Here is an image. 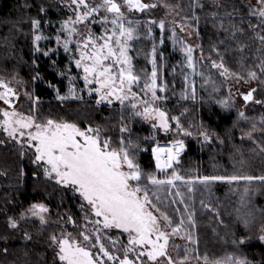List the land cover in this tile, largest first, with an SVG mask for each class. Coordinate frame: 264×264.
Masks as SVG:
<instances>
[{
  "label": "snow or ice",
  "instance_id": "1",
  "mask_svg": "<svg viewBox=\"0 0 264 264\" xmlns=\"http://www.w3.org/2000/svg\"><path fill=\"white\" fill-rule=\"evenodd\" d=\"M257 4L259 8L253 7L251 14L257 16L260 24L264 25V0H257ZM72 5L75 6L74 16L62 25V29L67 30L69 36V39L64 41L63 47L67 52L70 50L69 44L75 43L76 52L79 54L75 59V66L82 70V79L89 95L92 93L97 95V105L101 103L110 105L114 100L122 105L125 101H130V107L133 109H138L142 105L143 111L137 110L135 115L155 121L153 128H159L166 133L170 131L171 125L167 113L154 105L155 101L162 99L157 95L155 47L152 53L150 82L146 81L141 89L146 94L151 93V102L140 99L138 93L133 91V85H139L141 80V76L134 70L132 57L129 55V42L133 40L136 28L133 26L134 22L122 11V8L126 7L128 11L144 12L156 8L157 4L145 3L142 0H122V3L117 0H70V6ZM101 12L106 14L99 16ZM97 23L103 28L99 34L91 30V25ZM135 23L138 24L139 21ZM78 24H83L84 28L78 29L76 27ZM249 26L254 27L251 24ZM33 27L39 29L40 21H33ZM159 27L163 29L164 23L160 22ZM261 32L264 33V27L261 28ZM74 35H78L79 39H72ZM41 39L40 35L34 37L35 42ZM59 39L60 37H57L58 41ZM259 39L264 42V34H261ZM35 50L41 51L38 44ZM184 51L187 54V66L194 69L193 49L186 47ZM43 54L47 56L48 52L45 51ZM212 67L223 69L221 75L228 73L223 63L213 62ZM249 77L257 78L255 72H250ZM0 89H3L0 91V101L13 107L11 101L16 95L14 90L2 80H0ZM75 91L74 88L70 89L73 98H77ZM159 91H165V87L160 86ZM255 91L252 89L244 94L243 100L253 101ZM255 103L264 104V101L255 100ZM244 115L243 112L240 113L241 117ZM2 116L0 129L22 148L26 145L28 149L34 150L33 163L43 168L49 180L70 189L81 199L80 208L86 223L81 226L72 216H68L66 223L72 224L76 231L61 228L59 235L53 233L49 237L51 246L55 249L54 259L59 264H108V262L191 264L192 259H201L199 255H192L195 247H184L181 254L180 246L173 244V248L177 249L176 257L169 253V242L174 236H180L193 246L198 244V240L193 237L191 231L181 235L185 232L184 219L181 218L174 224L173 219L161 209L160 203L163 201L157 195L160 186L169 185L175 188L176 181L189 185L193 181L185 180L175 170L166 179L145 173L136 160L137 152L140 150L139 144L121 137L119 144L114 146L113 139L105 135V130L100 126L81 127L75 122L51 118L41 121L15 110H3ZM172 120L179 128L178 118L172 117ZM127 131L126 126L120 127L121 133ZM181 132L185 136L192 135L191 132L183 129ZM201 135L205 141H209L207 132H202ZM184 148L182 140L175 141L172 147H154L152 153L156 168L161 172L172 168L173 162L179 163L178 158ZM261 151H264V148ZM214 181L264 183V175L204 176L199 179V183L205 185ZM149 184L157 191L149 188ZM191 190L189 187V191ZM247 191L248 189L245 188V192ZM174 195L181 196V193L177 190ZM172 203L176 201L173 200ZM180 203H184L183 198ZM29 211L32 216L39 217L41 224L47 223L43 215L48 211L46 206L34 204ZM176 211L180 210L176 209ZM187 220L192 227H195L191 214ZM10 226L15 228L17 225L11 222ZM113 230L127 234V244L116 249L122 252V255L113 254L111 248L103 242L107 240L113 248L116 246L118 241L110 234ZM260 240L264 241V236H261ZM203 261L204 264H248L245 259L234 256L212 261L204 256Z\"/></svg>",
  "mask_w": 264,
  "mask_h": 264
},
{
  "label": "trees",
  "instance_id": "2",
  "mask_svg": "<svg viewBox=\"0 0 264 264\" xmlns=\"http://www.w3.org/2000/svg\"><path fill=\"white\" fill-rule=\"evenodd\" d=\"M162 1L178 9L182 16L189 20L199 36L202 49L207 51L208 46L214 47L224 64L236 73L244 75L243 72H245V76L250 71L257 73V69L254 68L256 59L250 57L254 55L257 59L259 58L255 50L248 48L240 51L237 47L234 51H229V47L237 46L238 42L241 39L245 40L248 35L250 38L253 37L254 32H259L262 28L259 25L254 31L250 29L249 25H254L255 19L250 20L247 15L248 9L238 0H221L220 9L222 10L220 12L234 9L233 16L228 17L234 25L232 34L229 29L225 30L226 33L223 32L224 29L216 31V23L208 17L207 8L204 5L197 4V7L193 8L191 7L192 0ZM41 2L43 1L37 0L34 3V0H0V42L3 38V46L6 47L4 51L0 50V54L5 56L6 53H10V58L0 57V71L13 72L25 78L36 72L40 74L45 83L54 85L57 82L55 79L57 72L52 69L48 60L37 62L36 68L33 69L32 64L35 58L29 52V40L22 36L24 40H19L15 44L14 38L3 36L7 33L6 30L4 31L5 28L19 29L21 21L29 22L39 19L38 4H43ZM217 12L219 13V10ZM143 41L141 39L137 46ZM243 54L246 56L244 61L242 60ZM18 61L19 64L16 63ZM35 88V96L38 99L35 115L38 120L51 118L75 122L81 127L100 126L105 130V135L113 139L114 146L119 144L121 137L126 140L130 139L140 146L136 160L142 170L145 173L156 175L159 179L163 178V172H155L150 150L154 145L165 144L167 142L165 137L158 134L154 138L151 137L149 130L140 125L127 111L97 106L87 100L57 101L48 89L41 86ZM170 107L174 110H172L173 113L182 116L181 120L184 125L190 119L206 124L209 129L226 141L227 150H224L222 155H216L209 151H201L194 142L187 141L184 144V151L178 158L179 163L173 162L172 168L166 170L165 175L170 177L173 170L185 180L204 176L264 175V156L254 147L257 141L258 145L264 148L263 141L260 142L255 136L251 141L238 138V130L244 122L237 119L236 112L223 113L215 106L205 108V103L199 99L175 105L170 103ZM122 125L126 126L128 131L119 134ZM236 161H241L244 169L239 171V168L233 165ZM31 162V158L20 152L17 147L11 148L0 144V264H59V262L52 261V249L48 247L51 242L50 235L53 233L58 235L61 230L57 225L49 223L39 227L35 220H28L17 230L6 222L5 217L18 216L27 207L43 202L47 205L48 214L53 220H57L58 215L72 216L80 225L82 224L83 212L79 198L43 178ZM148 187L153 188L150 184ZM189 187L192 189L190 195L187 193ZM176 188L181 189L184 204L191 209L195 227L190 231L198 240L197 252L202 256H207L210 260L220 258L226 252L232 253L235 250L234 242L237 238L250 237L256 229L264 228V183L260 181H253L251 184L223 181L207 185L198 182H193L191 185L176 183L175 188L169 185L160 186L158 191L153 188L163 201V203L160 201L157 203H160L161 209L173 219L174 224L181 219V215L177 216L185 213L181 210V198L174 195ZM227 188L232 192L226 194ZM245 188L250 191L248 195L244 192ZM241 194L248 196L250 203L244 202ZM252 196L256 197L255 200ZM173 200L176 203H172ZM255 204L260 206L255 207ZM176 209L182 212H177ZM250 213L251 217L247 218ZM237 214L240 216L238 217ZM243 222H247L248 226L244 227ZM67 230L76 231L75 228ZM110 234L118 241L115 249L127 244L124 234L117 230H113ZM242 250L250 254L251 261L264 264L262 245L250 243ZM120 253L122 255V252Z\"/></svg>",
  "mask_w": 264,
  "mask_h": 264
},
{
  "label": "rangeland",
  "instance_id": "3",
  "mask_svg": "<svg viewBox=\"0 0 264 264\" xmlns=\"http://www.w3.org/2000/svg\"><path fill=\"white\" fill-rule=\"evenodd\" d=\"M40 1H43L41 2L43 4H38V13L40 15V18L37 20L40 21L39 29H35L33 27V21L36 20H31L29 22L23 20L20 22L19 29H13L11 27L10 29L5 28L4 31L6 30L7 33L3 36H11L12 38H14L13 41H15V44L19 40H24L22 36H24L25 39L29 40V52L32 57L35 58V62L32 64L33 69L36 68L37 62H44L48 60L52 66V69L57 72L55 77V79H57V82L54 85L45 83L40 74L36 72L32 76L25 78L13 72L9 73L6 71H0V80L7 83L8 86L11 87L16 94L11 101L13 107H9L8 105H5L3 101H0V121L3 120V110H15L18 113L36 117L35 107L37 105L38 99L35 96V87L37 86L44 87L45 89L51 91L54 99L57 101L87 100L97 105V95L95 93L89 95L82 79V70L77 69L75 66V59L78 58L79 55L78 52H76L75 43L69 44L70 50L67 52L63 47L64 41L66 39H69V36L67 30L62 29V25L65 21L74 16L73 8L75 6H70V0ZM238 1L248 9L247 15L250 20L255 19L254 27H251L250 29H253L254 31V29H256L259 25L261 27H264V25L260 24L257 16L251 14V10L253 9V7L259 8L257 0ZM35 2H37V0H34V3ZM117 2L122 3V0H117ZM142 2L155 3L157 4V7L154 9H148L144 12L128 11L126 7L122 8L125 16L134 22L133 26L136 28L134 38L129 42V55L132 57L134 70L141 76V80L139 82V85H133V91L138 93L140 99H146L151 102V93L149 92L146 94L144 91H141V89L143 88L146 81L150 82L152 70L151 61L153 59L152 53L153 47H155L158 85L157 95L162 97V99L155 101L154 105L167 113L169 117V123L171 125V130L166 133L159 128H153L152 125L153 123H155V121L145 120L142 116H137L134 114L137 110L143 111V106L140 105L138 109H133L130 107V101H125L122 105L119 101L114 100L110 105L101 103L97 106L118 108L120 110L129 112L130 115L135 118L140 125H143L149 130L151 137H155V135L157 134L162 135L167 139V142L165 144H168L171 147L177 140H182L184 144L187 143V141H192L201 151H209L216 155H222L224 150H227V147L226 141L221 136H218L215 132H213V130L209 129L206 124L199 120L190 119L184 125L183 121L181 120L182 116L173 113L174 110L172 109V107H170V103L171 105H175L180 104L181 102L188 103L199 99L205 103V108H211L212 106H215L219 109V111H222L223 113H229L231 111L236 112L238 117L237 119L241 122L246 123H242L241 125L238 124L241 126V128L238 130V138L244 141H251L255 136L260 142L263 141L264 144V104L255 103V100L264 101V42H261L259 39V36L264 33H262L261 31L254 32L255 35L253 37L250 38V36L248 35L245 37V40L241 39L238 42L237 46L234 45L233 48L229 47V51H234L235 49H237V47L240 51L246 50L248 48L255 50L254 52L259 56V58L257 59V57H255L254 55H251L250 57L254 60L256 59V63H254L256 64V67L254 66V68L257 69V78L251 79L249 77V73L254 71H250L248 74L246 73V76L245 72H243L244 75H242L241 73H236L234 70L224 64L222 59L218 56L214 47L208 46L209 49L207 51H205L204 48L202 49L201 45L199 44V36L197 35L195 29L190 24L189 20L182 16L181 12L178 9L169 6L162 0H142ZM197 4L204 5V7L207 8L206 14L211 20L216 23L215 25L217 32L224 29L223 32L226 33L225 30L229 29L231 34L234 33V25L232 24V20L228 18L230 16H233L232 13L234 12V9L220 12V10H222L220 9L221 0H192L191 7L195 8L197 7ZM218 10L219 13L217 12ZM229 13H231V15H229ZM105 14L106 13L101 12L99 16H103ZM107 15L110 16L111 14ZM136 21H139V23L136 24ZM152 21H155V23H152ZM160 22L164 23L163 29L159 27ZM76 27L78 29H83L84 25L78 24L76 25ZM91 30L99 34L103 31V28L101 24L97 23L91 25ZM28 35L29 37H27ZM35 35H40L42 39L39 42H35ZM57 37H60L59 41L57 40ZM72 39H79V36L74 35ZM141 39H143L144 41L137 46L138 42L141 41ZM3 43L4 40L2 38L0 42L1 51H4L6 48L5 46H3ZM36 44L39 45L41 51L37 52L35 50ZM186 47H191L193 49L192 56L195 66L194 69L187 66V54L184 51ZM9 50H11V48H9ZM45 51L48 52L47 56L43 54ZM9 54V52L8 54L6 53V57L0 54V57H2L3 59L10 58ZM244 59H246V56L243 54L242 60L244 61ZM213 62L217 64L223 63L224 66L228 69V73L225 75H221L223 69L213 68ZM16 63L19 64V61ZM160 86H164L165 91H159ZM73 88L76 90L75 96L77 98H73V94L70 92V89ZM252 89L256 90L255 92H253V101L245 102L243 100V95L248 93ZM0 91H3V89H0ZM60 97H66V99L62 100L60 99ZM241 112L245 114L244 117L240 116ZM183 113L185 114V112ZM172 117L178 118L180 125L179 128L176 126V122L172 120ZM253 125H255V129H253ZM181 129L191 132L192 135H183ZM202 132H207L210 138L209 141H205L203 135H201ZM119 134H123L120 132V129ZM249 134H251V138H249ZM0 141H3L0 144H3L7 147H17L20 152L31 158V164L41 173L43 178L52 183H55L45 176L42 167L33 163V149H28L26 145L22 148L20 144L9 138L2 129H0ZM256 142H253L255 150L260 151L264 156V151H261L262 146L258 145V142L256 144ZM154 147L151 148L150 154L154 163L155 172H160L156 168L155 158L152 153V149ZM229 158L231 159V157ZM233 165L239 168V171L244 169L241 161H236L233 163ZM165 172L166 171L162 173V179L169 178L167 175H165ZM200 178L202 177H197L190 181L199 183ZM175 183L184 182L176 181ZM64 189L79 198V196L74 194L70 189ZM227 189L228 192H226V194L232 192L231 189ZM176 190H179L181 192V189L176 188ZM187 193L190 195L192 193V190L189 191L188 188ZM248 193H250L249 190L247 191V195ZM179 197L182 198L183 195L181 194V196ZM252 197L253 200H255L256 197ZM241 198L244 202L250 203V198L248 196L246 197L241 194ZM79 200L81 201L80 198ZM35 204H43L47 207V205L43 202H38ZM254 206L256 207L260 205L255 204ZM31 207L32 205L27 207V209L18 216L5 217L6 222H8L9 224H11V222H15L17 225L15 228H17V230L20 229L21 224H24L28 220H35L39 227L52 223V225H57L60 229H73L72 224L66 223V216L58 215V219L53 220L52 217H50V215L48 214V211L43 214L47 223L41 224L39 217H34L31 215V212L29 211ZM185 208H187V211H185ZM181 210H184L185 213L179 214L177 217L181 215V218H183L185 221V232L181 233V235H184L193 228L187 220V217L190 214L192 215V213L189 206L184 203H181ZM237 216L239 217L240 215L237 214ZM249 217H251V213L247 215V218ZM246 220L249 221L250 219ZM85 223L86 222L82 219L81 226H83ZM243 223H245L244 227L248 226L247 222ZM124 235L126 236L127 240V234ZM261 236H264V228L256 229L255 233H253L250 237L237 238L234 242L235 250L232 253L226 252L222 257L213 260H224L226 257L234 256L245 259L248 264H257L256 262L251 261L249 256L250 254H246L245 251L242 250V248L250 243H258L264 247V241L260 240ZM240 241H243V243H240ZM104 243L107 247L111 248L113 254H121L115 249V247L113 248L111 246L109 241L107 242L105 240ZM173 244L180 246L181 254L184 247H195V251L192 253V255H199L201 259H192L191 264H204V256L200 255L197 252V245L193 246L192 244H189L188 241L181 239L180 236H174L170 239L169 242V253L173 257H176L177 254V249L173 248ZM48 247L52 249V261L58 262L54 259L55 249L53 246H51V242ZM108 264H113V262H108Z\"/></svg>",
  "mask_w": 264,
  "mask_h": 264
},
{
  "label": "built area",
  "instance_id": "4",
  "mask_svg": "<svg viewBox=\"0 0 264 264\" xmlns=\"http://www.w3.org/2000/svg\"><path fill=\"white\" fill-rule=\"evenodd\" d=\"M157 146H160V147H171L170 145H168V144H157L155 147H157ZM170 169V168H169ZM166 170H168V169H166Z\"/></svg>",
  "mask_w": 264,
  "mask_h": 264
}]
</instances>
